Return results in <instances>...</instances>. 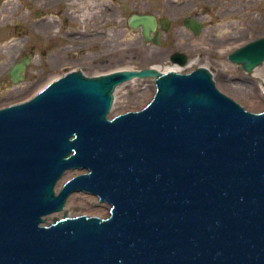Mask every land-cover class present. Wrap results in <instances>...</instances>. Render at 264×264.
Listing matches in <instances>:
<instances>
[{
	"label": "water",
	"instance_id": "1",
	"mask_svg": "<svg viewBox=\"0 0 264 264\" xmlns=\"http://www.w3.org/2000/svg\"><path fill=\"white\" fill-rule=\"evenodd\" d=\"M128 25L160 44L154 17ZM227 59L250 74L264 37ZM82 74L0 110V264H264V112H246L204 68ZM146 78L151 101L108 120L115 89ZM70 171L85 173L56 193ZM76 192L110 205L109 218L63 212L46 225Z\"/></svg>",
	"mask_w": 264,
	"mask_h": 264
},
{
	"label": "rangeland",
	"instance_id": "2",
	"mask_svg": "<svg viewBox=\"0 0 264 264\" xmlns=\"http://www.w3.org/2000/svg\"><path fill=\"white\" fill-rule=\"evenodd\" d=\"M188 0H169L176 4H182ZM194 2V0H192ZM246 6V24L249 21V27L245 24L241 25V14H237L238 10H244L236 2L230 3L228 6L232 9L231 18H226L221 21L220 19H211V22H206V31L209 35H215L214 40L218 44L212 50H200V47H191L184 49L183 52L188 56L191 69L197 67H205L212 73L218 87L227 94L231 99L241 105L244 109L251 113H259L264 110L263 107H251L247 99L252 102L259 101L264 104V97L262 95L261 85L264 84V63L252 70L250 74L242 71L238 66L231 64L226 59V53L235 50L251 41L264 37V0H249ZM106 4L108 12L106 19L99 18V13ZM74 15L77 19L84 20L90 19L89 24L83 28L82 22L75 24L76 32L87 30L90 33L88 42L89 46L84 47L82 41L75 39L76 61H85L84 67H80L85 76L92 77L95 73H109L123 68H132L133 70H143L152 66H157L164 69L168 66L166 63V47H171L175 50V44L166 40V35L161 38L160 45L155 46L147 44L143 41L139 32H133L126 26L128 17L133 13L138 14H155L162 17L166 14V0H76L72 8ZM40 11L37 5V0H1L0 3V28L3 24L10 26L15 23L17 17L26 14L25 20L27 23L35 24L37 19L35 12ZM220 11V10H219ZM55 11L47 12L46 17L55 15ZM193 13V11H191ZM194 14V13H193ZM97 15V18L95 17ZM215 16V14H212ZM238 15V18L236 19ZM108 16H110L108 18ZM238 20L240 24L238 25ZM102 21L106 24L102 25ZM26 23V24H27ZM177 25V24H176ZM215 28V33H212ZM225 29V30H224ZM8 29L0 31V71H4L15 60L18 52L19 40L12 37L7 40L5 32ZM105 32L106 37L101 38L99 33ZM224 33H228L223 35ZM28 36V46H33L34 61L31 64L26 77L23 82L18 85H13L7 78H5V87L0 90V106L9 104L10 102L24 100L29 96L31 91L39 83H43L52 76L67 73V71L53 68L49 65H41L38 60L40 48H45L46 43H40L35 40L33 34ZM187 37V36H185ZM234 38V42L226 45V42ZM16 39V40H15ZM22 39V38H21ZM186 43L189 45L196 43V39L187 37ZM43 44V45H42ZM63 45L57 44L56 48L51 50L54 54ZM58 47V48H57ZM43 48V49H44ZM29 49L27 52L29 53ZM210 56H213L212 59ZM212 59V60H211ZM210 61V62H208ZM193 64V65H192ZM190 68H186V71ZM5 72H0V82L2 75ZM152 79H134L121 86H118L114 91V99L112 109L108 115L116 116L128 111H138L142 109L152 98L140 107L141 97L148 93L152 88ZM38 84V85H37ZM154 94V93H153ZM142 95V96H141ZM258 95V98H257ZM259 99V100H258ZM21 102V101H20ZM123 111V112H122ZM77 174V172H76ZM73 174H67L63 179H68ZM62 179V180H63ZM65 208L67 215H87L86 211L91 209H100L99 214L93 215L100 218L108 216V206L100 204L97 199L84 194H74L68 200ZM60 214H55L51 217L59 218ZM50 217V218H51ZM48 222H51L49 220Z\"/></svg>",
	"mask_w": 264,
	"mask_h": 264
},
{
	"label": "flooded vegetation",
	"instance_id": "3",
	"mask_svg": "<svg viewBox=\"0 0 264 264\" xmlns=\"http://www.w3.org/2000/svg\"><path fill=\"white\" fill-rule=\"evenodd\" d=\"M114 1V0H111ZM232 2H239L238 5L241 6V8H244V10H238L239 18H241V25L244 26L246 24L247 16H246V6L250 2L249 0H188L182 4H176L175 2H169V0H166V14H164L162 17L156 16L155 14H138V15H148L154 17L156 21V29L151 34V39L154 40L156 38L159 39V42H161V38H163L164 35H166V40L170 41L169 39H172V42L175 44H180V46H175V50H171V47H166V58L167 62H172L171 59L173 58L175 62H178L180 60H184L186 62L189 61L188 56L183 52L184 49H188L191 47H200V50H212L213 47H215V44H218V41L214 40L216 37L215 35H209L208 31H206V22L210 19L209 22H211V19H220L221 21L225 20L226 18H231L232 16V9L229 8V4ZM1 3V0H0ZM76 0H37V5L40 7V11L35 12V17L38 18L36 23L33 25L31 23H27L25 20L26 14L22 15L21 17H17L14 24L10 22V26H7L6 24H3V28H0V31L5 28L8 29L5 32L7 40H10L12 37H16L19 41L18 46V52L15 56V60L11 62V64L5 69V72L2 75V80L7 78L11 83V77L10 72H12V69L19 64L23 60H28V64L25 65L22 73L23 79L26 77V72H28L31 64L34 61V48L33 46H28L27 44L28 35L33 34L36 41L40 43H46L45 48H40L38 60L41 65L46 64L53 68H59L62 70L67 71V73L71 72H83L80 67H84L85 61H76V54L74 53L75 50V39L78 41H82L84 44V47H88L90 41L88 42L91 35L89 31L82 30L81 33L76 32L75 30V24L82 22V20H79L74 15V10L72 9L75 5ZM220 10V11H219ZM49 11H55V15H50L49 17H46L47 12ZM193 11V13L191 12ZM99 18L105 20L106 14L108 12V8L106 7V4L103 5V9L98 12ZM131 14V15H133ZM212 14H215L213 16ZM130 15V16H131ZM238 15L236 19L238 18ZM129 16V17H130ZM97 18V15L95 16ZM110 16H108L109 18ZM128 17V19H129ZM128 19L126 21V26L129 30L128 25ZM90 19L84 20L82 22L83 28L87 27L86 25L89 24ZM195 23L198 26V32L197 34H194L192 30L187 28L185 26L186 23ZM27 23V24H26ZM106 24V22L102 21V25ZM177 24V25H176ZM240 24L238 20V25ZM247 27H249V21L247 22ZM163 26H166V30L164 31L162 29ZM210 28L211 26L208 25ZM212 33H215V28H211ZM225 30V29H224ZM132 31V30H131ZM139 32L140 31H136ZM228 34L224 33L223 35ZM99 36L101 38H105L106 34L105 32L99 33ZM141 36V34H140ZM196 39V43L194 44H187L186 40L187 37ZM142 37V36H141ZM22 38V39H21ZM15 39V40H16ZM143 39V38H142ZM234 38H232L231 42H226L225 44L228 46L231 43H233ZM144 41V40H143ZM63 45L61 49H58L56 53H52L51 50L55 49L57 44ZM146 43V42H145ZM147 44H152V41ZM43 45V44H42ZM160 45V44H159ZM58 48V47H57ZM27 49L31 50L29 53L27 52ZM236 50V49H235ZM234 50L226 53V59L228 58V55L233 52ZM212 59H214L213 56H210ZM211 59V60H212ZM210 62V61H208ZM44 66V65H43ZM45 67V66H44ZM64 75V74H63ZM58 76V75H57ZM0 82V90L5 87V81ZM21 83V82H20ZM18 83V84H20ZM13 84V83H12ZM13 84V85H18ZM31 91L29 95L32 93ZM27 98V97H26ZM26 98L24 100L10 102L9 104L0 106L1 108L8 107L11 105H15L18 103H22L26 101Z\"/></svg>",
	"mask_w": 264,
	"mask_h": 264
},
{
	"label": "bare ground",
	"instance_id": "4",
	"mask_svg": "<svg viewBox=\"0 0 264 264\" xmlns=\"http://www.w3.org/2000/svg\"><path fill=\"white\" fill-rule=\"evenodd\" d=\"M167 64H168V66L167 67H165L164 69H160L159 67H157V66H152V67H150L151 69H153V70H155V71H157V72H159V73H162V74H164V73H168V72H175V73H184V72H188V71H185L186 70V68L188 69V68H190V70H191V68H192V66L190 65V63H188L186 66H184V67H186L185 69H183V67L181 68V66L179 67V66H177V65H171L169 62H166ZM193 65V64H192ZM126 71V70H128V71H132L133 69L132 68H123V69H118V70H116V71ZM116 71H113V72H116ZM109 73H111V72H109ZM104 74H108V73H104ZM100 75H103V74H100V73H95V74H93V77H97V76H100ZM59 78V75L57 76H52V77H50L49 79H47L46 81H44L43 83L41 82V83H39V85L37 86V87H35V89H34V91L26 98V101L28 100V99H31L34 95H36L38 92H40L42 89H44L47 85H49L51 82H54L55 80H57ZM151 83L153 84V88L148 92V93H145L142 97H141V100H140V102H139V104H140V107L141 106H143V104H145L148 100H149V98H150V96H152L153 95V93H154V91H155V86H154V81L152 80L151 81ZM263 89H264V84H262L261 85V90H262V92H263ZM257 98H258V95H257ZM259 100V99H258ZM247 101H248V103L251 105V107H263L264 106V104L263 103H261L260 101H259V103H257V102H252L251 100H249V99H247ZM123 112V111H122ZM111 117H113V116H111ZM68 174H74V173H68ZM63 178H61L60 180H59V182L57 183V185L55 186V191L57 190V188H59L60 187V185H62L67 179H63ZM74 195V194H73ZM73 195H70L69 197H68V199L71 197V196H73ZM98 202V201H97ZM69 206V204H65V207H64V209L63 210H65V208H67ZM108 210H109V208H108ZM99 211H100V209L98 210V209H91V210H87L86 211V214H88L89 216H93V215H96V214H99ZM63 212V211H62ZM60 214V216H61V213H59ZM70 216V215H69ZM71 216H80V215H71ZM96 216H98V215H96ZM95 216V217H96ZM47 221H49V219H47Z\"/></svg>",
	"mask_w": 264,
	"mask_h": 264
}]
</instances>
